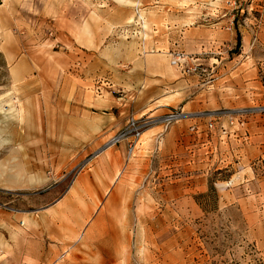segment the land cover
<instances>
[{
    "label": "rangeland",
    "instance_id": "374dc122",
    "mask_svg": "<svg viewBox=\"0 0 264 264\" xmlns=\"http://www.w3.org/2000/svg\"><path fill=\"white\" fill-rule=\"evenodd\" d=\"M0 1V264H264V0ZM68 19L86 41L162 34L152 50L179 53L198 104L174 109L207 115L142 134L129 158L126 140L79 144L61 101L79 67L58 42ZM68 220L77 234L96 222L86 244L62 243Z\"/></svg>",
    "mask_w": 264,
    "mask_h": 264
},
{
    "label": "crops",
    "instance_id": "0c3cea01",
    "mask_svg": "<svg viewBox=\"0 0 264 264\" xmlns=\"http://www.w3.org/2000/svg\"><path fill=\"white\" fill-rule=\"evenodd\" d=\"M145 9L151 10L147 13L151 22H159L164 17V10H170L171 7L164 5L161 8L154 6ZM67 22L70 30L60 32L58 36V42L63 49V61L69 68L73 63L79 67L68 70L64 75L61 101L67 110L65 114L67 120L81 124L76 135L79 144L90 139H95V144L105 143L125 124L129 114L156 117L177 107L186 110L190 107H198V104L185 101L183 95L185 80L171 65L169 54L157 49L152 50L154 46H164L165 40L162 34L156 33L151 41L146 39L150 49L143 51L142 47L145 48L146 41L142 42V45L135 39L128 41L120 38L107 41L102 39L100 32H95L90 40L86 41L79 31L73 33L71 30L75 22L70 19ZM102 23L107 21L104 20ZM26 61V57H21L11 67L17 81L26 80L29 76V73L21 72ZM98 80H107L109 85H106L107 88L102 87L101 94L95 95L92 87ZM111 88L121 91L120 96H116ZM86 125L87 129H85ZM160 125L161 123H158L147 127L143 134H149ZM172 132L173 130L170 129L168 133L160 136V140L167 142ZM158 138L157 133L154 139L147 141V146L152 148ZM110 154L111 152L102 151L100 155L98 154L97 163H102ZM114 199V194L111 193L110 201ZM69 223L73 225L68 220L62 221L61 226H65L66 229ZM93 226L89 227L87 233L82 234L76 233V226L70 227V232L64 231L62 243H74L80 240L81 244H86Z\"/></svg>",
    "mask_w": 264,
    "mask_h": 264
},
{
    "label": "built area",
    "instance_id": "2783aa9c",
    "mask_svg": "<svg viewBox=\"0 0 264 264\" xmlns=\"http://www.w3.org/2000/svg\"><path fill=\"white\" fill-rule=\"evenodd\" d=\"M176 55L171 60V64L177 65L179 53H175ZM109 85L107 80H98L96 84V92L101 94L102 87ZM207 115V113L202 112H192L188 113L186 111L174 109L167 112L161 116H149V115H142L140 117H134L133 115L129 116L124 127L118 131L113 137L109 139L108 145L115 144L122 140H126V153L127 158L133 156L134 150L136 148V144L139 141L140 137L143 134L144 129L147 127L161 123L165 128L168 127L169 124L172 122L178 121L182 118H199L201 116ZM212 124H209L211 127ZM195 126H192L191 129H194Z\"/></svg>",
    "mask_w": 264,
    "mask_h": 264
},
{
    "label": "trees",
    "instance_id": "16d2710c",
    "mask_svg": "<svg viewBox=\"0 0 264 264\" xmlns=\"http://www.w3.org/2000/svg\"><path fill=\"white\" fill-rule=\"evenodd\" d=\"M0 3H1V1H0Z\"/></svg>",
    "mask_w": 264,
    "mask_h": 264
}]
</instances>
